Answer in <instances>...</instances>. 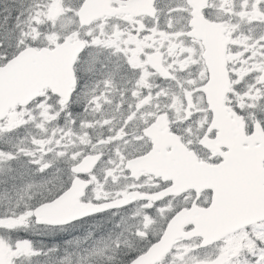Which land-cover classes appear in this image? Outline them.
Listing matches in <instances>:
<instances>
[{"label": "snow or ice", "instance_id": "1", "mask_svg": "<svg viewBox=\"0 0 264 264\" xmlns=\"http://www.w3.org/2000/svg\"><path fill=\"white\" fill-rule=\"evenodd\" d=\"M0 264H264V0H0Z\"/></svg>", "mask_w": 264, "mask_h": 264}]
</instances>
